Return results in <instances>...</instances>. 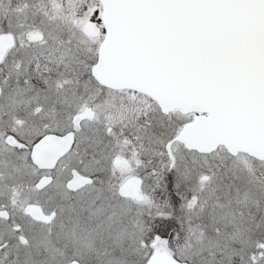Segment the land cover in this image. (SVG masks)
I'll list each match as a JSON object with an SVG mask.
<instances>
[{
    "label": "snow or ice",
    "instance_id": "obj_1",
    "mask_svg": "<svg viewBox=\"0 0 264 264\" xmlns=\"http://www.w3.org/2000/svg\"><path fill=\"white\" fill-rule=\"evenodd\" d=\"M0 264H264V0H0Z\"/></svg>",
    "mask_w": 264,
    "mask_h": 264
}]
</instances>
